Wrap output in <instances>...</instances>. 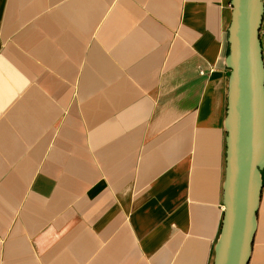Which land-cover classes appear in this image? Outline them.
I'll use <instances>...</instances> for the list:
<instances>
[{
    "label": "crops",
    "instance_id": "obj_1",
    "mask_svg": "<svg viewBox=\"0 0 264 264\" xmlns=\"http://www.w3.org/2000/svg\"><path fill=\"white\" fill-rule=\"evenodd\" d=\"M231 0H0V264H212ZM264 54V16L260 30ZM249 264H264V190Z\"/></svg>",
    "mask_w": 264,
    "mask_h": 264
},
{
    "label": "water",
    "instance_id": "obj_2",
    "mask_svg": "<svg viewBox=\"0 0 264 264\" xmlns=\"http://www.w3.org/2000/svg\"><path fill=\"white\" fill-rule=\"evenodd\" d=\"M224 209L212 264H249L264 180V0H231Z\"/></svg>",
    "mask_w": 264,
    "mask_h": 264
},
{
    "label": "trees",
    "instance_id": "obj_3",
    "mask_svg": "<svg viewBox=\"0 0 264 264\" xmlns=\"http://www.w3.org/2000/svg\"><path fill=\"white\" fill-rule=\"evenodd\" d=\"M262 178L264 180V169L262 170ZM221 231V230H220Z\"/></svg>",
    "mask_w": 264,
    "mask_h": 264
}]
</instances>
